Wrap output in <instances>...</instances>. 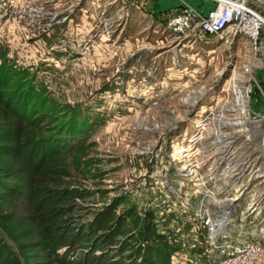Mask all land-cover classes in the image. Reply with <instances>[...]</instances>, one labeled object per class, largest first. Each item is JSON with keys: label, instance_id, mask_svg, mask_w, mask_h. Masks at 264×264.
I'll return each mask as SVG.
<instances>
[{"label": "rangeland", "instance_id": "obj_1", "mask_svg": "<svg viewBox=\"0 0 264 264\" xmlns=\"http://www.w3.org/2000/svg\"><path fill=\"white\" fill-rule=\"evenodd\" d=\"M167 1L176 9L155 14L133 0H0V93L65 137V180L91 211L114 199L151 211L172 264H264V24L255 45L214 36L202 19L223 0H191L204 15ZM187 6L192 29L171 32Z\"/></svg>", "mask_w": 264, "mask_h": 264}, {"label": "trees", "instance_id": "obj_2", "mask_svg": "<svg viewBox=\"0 0 264 264\" xmlns=\"http://www.w3.org/2000/svg\"><path fill=\"white\" fill-rule=\"evenodd\" d=\"M0 98L12 114L0 126V264H172L176 249L151 211H118L116 199L91 211L65 180V137L45 135L39 111L25 119L27 102L17 98L18 113Z\"/></svg>", "mask_w": 264, "mask_h": 264}, {"label": "built area", "instance_id": "obj_3", "mask_svg": "<svg viewBox=\"0 0 264 264\" xmlns=\"http://www.w3.org/2000/svg\"><path fill=\"white\" fill-rule=\"evenodd\" d=\"M218 4L220 11L216 10L217 15L214 17L212 13L210 14L212 21L202 19L203 26L208 28V32L219 36L234 30V33L246 35L255 45L258 39V29L264 24L262 17L247 6L246 0H223L218 1ZM180 10L177 13H171L165 21L166 28L177 34L192 29L194 24L192 21L193 9L187 6Z\"/></svg>", "mask_w": 264, "mask_h": 264}, {"label": "crops", "instance_id": "obj_4", "mask_svg": "<svg viewBox=\"0 0 264 264\" xmlns=\"http://www.w3.org/2000/svg\"><path fill=\"white\" fill-rule=\"evenodd\" d=\"M136 3V6L138 8H140L139 6H141V8L147 9V11L151 12V13H163L165 11H169L171 8L176 9V2H170L167 0H133ZM182 4H188L192 7H194V9L201 13V14H207L209 9H206L205 7L202 6H196L194 2H191V0H182ZM218 7L220 6L219 4L217 5ZM219 11H220V7H219ZM210 14V13H209ZM213 17L217 15V11L215 10L214 12H212Z\"/></svg>", "mask_w": 264, "mask_h": 264}, {"label": "water", "instance_id": "obj_5", "mask_svg": "<svg viewBox=\"0 0 264 264\" xmlns=\"http://www.w3.org/2000/svg\"><path fill=\"white\" fill-rule=\"evenodd\" d=\"M262 4L263 10H264V0H257ZM217 10H219V7L217 8Z\"/></svg>", "mask_w": 264, "mask_h": 264}]
</instances>
